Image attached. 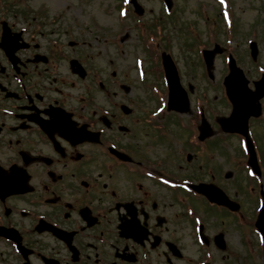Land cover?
Returning <instances> with one entry per match:
<instances>
[{"label":"flooded vegetation","instance_id":"flooded-vegetation-1","mask_svg":"<svg viewBox=\"0 0 264 264\" xmlns=\"http://www.w3.org/2000/svg\"><path fill=\"white\" fill-rule=\"evenodd\" d=\"M79 1L0 0V264H251L256 187L243 155L238 188L237 134L179 63L194 95L181 111L159 61L139 73L129 40L139 50L157 22Z\"/></svg>","mask_w":264,"mask_h":264},{"label":"rangeland","instance_id":"rangeland-1","mask_svg":"<svg viewBox=\"0 0 264 264\" xmlns=\"http://www.w3.org/2000/svg\"><path fill=\"white\" fill-rule=\"evenodd\" d=\"M16 3H29L30 7L38 8L40 3L50 0H14ZM69 1L73 4L74 8L81 7V1L79 0H64ZM88 2H93V6L90 12L97 13V5L94 3L102 2L108 3L109 6L117 3V0H87ZM143 7L145 8V21L152 22L155 19H159V14H163L161 11L160 0H139ZM173 13L176 16L174 21H167V32L172 33L173 37V52L182 67L185 78L184 82L186 85L190 83L194 86L195 94H200V92H208L209 100L215 105V109L221 110L222 115H228L229 109L225 107L224 99L218 88H212L209 84L216 86L221 84L226 70L227 64L224 61V53L218 54L215 58V68L214 75L215 81L213 82L208 78L202 76V68L200 66V56L196 50V44L198 42H204L208 44L209 48H212L215 43H218L221 47L224 45L231 46L230 51H234L235 56L238 57V61L244 64V66H249L250 76H254L256 69L252 63V58L250 57V51L248 49V42L250 39L254 38L252 31L254 28L258 30V35H256V41L259 47V61L264 65V0H224L221 4L220 0H173ZM106 7V5H105ZM229 8L230 12L233 14V18L236 21V27L228 30L222 17H225L226 9ZM222 14V15H221ZM122 16V14H121ZM127 18V17H126ZM133 18L129 16L127 18V23H131ZM171 20V19H170ZM196 29L194 31L193 28ZM121 28H124L121 25ZM235 34V35H234ZM86 37V36H85ZM84 37V38H85ZM137 35L133 32L132 39L129 40L130 47H127L128 55H137L139 51L135 48L137 42ZM132 42V43H130ZM194 45V46H192ZM235 46V47H233ZM134 64V57L131 56L127 58V65ZM223 86V84H222ZM158 91V88H157ZM194 95H191V100L193 102ZM194 107V105H193ZM258 129V130H257ZM255 132L258 134L260 143L264 145V123L257 122L255 127ZM229 143H232L235 150L238 149L237 162V175H238V188L240 190L245 189V183L242 180V176H245L244 160H241L242 154L239 148V143H237L234 138H225ZM254 139V138H253ZM240 141V139H239ZM255 141V140H254ZM259 147V145H258ZM232 148V149H233ZM240 151V152H239ZM264 157V148H262ZM264 164V160H263ZM260 188L256 186V193ZM245 194V192H244ZM257 205V196L253 197V206ZM256 220V219H255ZM256 235V234H255ZM255 237V238H254ZM253 237V243L251 244L252 256L251 264H261L262 263V250L260 251L259 240L256 241V236ZM238 253L239 256H245V246L244 242L238 238ZM242 258L239 259V264H241ZM244 260V259H243Z\"/></svg>","mask_w":264,"mask_h":264},{"label":"water","instance_id":"water-1","mask_svg":"<svg viewBox=\"0 0 264 264\" xmlns=\"http://www.w3.org/2000/svg\"><path fill=\"white\" fill-rule=\"evenodd\" d=\"M214 55H215V51H208L206 53V58H207V62L209 63V65L213 62ZM241 76H242L241 71L234 67L231 76H229L227 79L229 81V83H228L229 86L234 88L232 85H234L236 83V79L240 82H243L244 85L247 84V81H245L244 78ZM229 93L231 95L233 94L231 90H229ZM237 94H240V93L238 92ZM253 95H254V93H253ZM254 96H256V95H254ZM257 225L262 231H264V208H263V210L259 216Z\"/></svg>","mask_w":264,"mask_h":264},{"label":"snow or ice","instance_id":"snow-or-ice-1","mask_svg":"<svg viewBox=\"0 0 264 264\" xmlns=\"http://www.w3.org/2000/svg\"><path fill=\"white\" fill-rule=\"evenodd\" d=\"M125 3L128 2V0H124ZM220 3L223 4L224 3V0H220ZM122 15L124 14L123 12L121 13ZM165 183H167V181H165Z\"/></svg>","mask_w":264,"mask_h":264}]
</instances>
